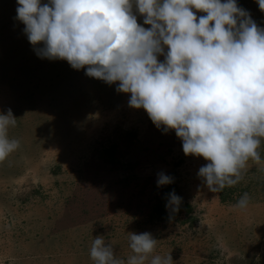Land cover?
I'll return each mask as SVG.
<instances>
[{
	"label": "rangeland",
	"instance_id": "1",
	"mask_svg": "<svg viewBox=\"0 0 264 264\" xmlns=\"http://www.w3.org/2000/svg\"><path fill=\"white\" fill-rule=\"evenodd\" d=\"M237 4L264 27L256 0ZM16 7L0 0V113L11 109L7 135L19 141L0 160V264H94L98 236L126 262L130 233L144 232L157 239L144 264L157 255L169 264H264V138L260 162L249 159L239 183L210 191L197 175L208 161L185 156L175 131L130 107L119 82L39 58ZM161 172L173 182L158 187ZM173 191L178 212L165 207Z\"/></svg>",
	"mask_w": 264,
	"mask_h": 264
},
{
	"label": "clouds",
	"instance_id": "2",
	"mask_svg": "<svg viewBox=\"0 0 264 264\" xmlns=\"http://www.w3.org/2000/svg\"><path fill=\"white\" fill-rule=\"evenodd\" d=\"M15 19L41 59L66 60L75 70L130 94L164 133L182 142L185 156L208 163L197 175L212 192L241 180L264 138V27L237 0H16ZM264 12V0H256ZM135 11L143 16L137 23ZM193 9L205 13L197 16ZM39 45V47H37ZM167 49V51H165ZM163 56V61L158 59ZM87 66V67H85ZM16 125L11 109L0 113V160L19 147L8 138ZM173 179L157 174V186ZM181 197L168 194L166 209L179 211ZM248 193L235 207L244 209ZM133 255L125 262L96 237L94 264H144L157 239L130 233ZM154 256L151 264H169Z\"/></svg>",
	"mask_w": 264,
	"mask_h": 264
}]
</instances>
